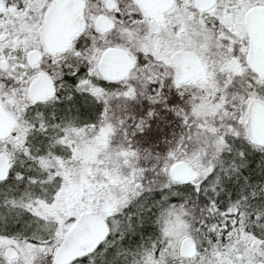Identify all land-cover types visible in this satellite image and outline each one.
Here are the masks:
<instances>
[{
    "label": "snow or ice",
    "instance_id": "obj_1",
    "mask_svg": "<svg viewBox=\"0 0 264 264\" xmlns=\"http://www.w3.org/2000/svg\"><path fill=\"white\" fill-rule=\"evenodd\" d=\"M0 264H264V0H0Z\"/></svg>",
    "mask_w": 264,
    "mask_h": 264
}]
</instances>
